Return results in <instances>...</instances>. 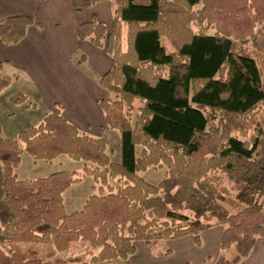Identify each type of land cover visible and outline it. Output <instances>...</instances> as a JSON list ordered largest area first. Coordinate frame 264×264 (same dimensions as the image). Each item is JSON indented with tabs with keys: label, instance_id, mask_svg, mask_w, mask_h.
I'll return each mask as SVG.
<instances>
[{
	"label": "trees",
	"instance_id": "trees-1",
	"mask_svg": "<svg viewBox=\"0 0 264 264\" xmlns=\"http://www.w3.org/2000/svg\"><path fill=\"white\" fill-rule=\"evenodd\" d=\"M105 1L113 4L111 28L92 19L77 37L112 61L99 106L118 132L119 159L59 105L16 138L0 130L9 216L0 264H130L134 242L193 237L199 246L216 225L223 233L213 264H238L264 238V0H69L76 12ZM32 24L27 16L0 21V41L18 43ZM13 79L0 65V93ZM135 99L143 101L137 109ZM23 153L44 162L67 156L84 162L83 172L19 180ZM150 169H164L157 184L146 178ZM85 176L94 192L68 214L63 194ZM75 245L80 255L57 256ZM169 254L166 246L156 255Z\"/></svg>",
	"mask_w": 264,
	"mask_h": 264
},
{
	"label": "crops",
	"instance_id": "crops-1",
	"mask_svg": "<svg viewBox=\"0 0 264 264\" xmlns=\"http://www.w3.org/2000/svg\"><path fill=\"white\" fill-rule=\"evenodd\" d=\"M112 10L113 4L109 1L76 12L69 0H0V21L13 16H27L35 23L27 27L25 36L18 43L6 45L0 41L1 71L14 78L0 93V130L4 137L16 138L21 131L38 124L55 105H59L63 117L80 132L109 140L108 135L112 130L106 127L99 106L100 100L106 96L99 81L111 68L112 61L104 49L94 47L87 40L80 41L77 30L80 24L92 19L110 29ZM125 35L126 26L123 23L122 50L126 48ZM21 96L27 100L16 103ZM117 144L119 149V142ZM24 157H27L28 166H36L38 162L51 165L60 156L51 162H44L35 161L23 153L20 165L15 170L17 178ZM83 181L72 185L63 194L66 213L67 207L71 212L80 210L88 199H83L79 204L77 187ZM93 186L92 182L89 191L93 190ZM1 205L2 201V227L9 216ZM222 233L223 227L219 225L202 232L199 246L193 237L166 241L170 254L164 257L156 255L160 251H152L153 245L137 241L134 242L135 254L130 257L129 263L213 264L219 252ZM263 256L264 238H258L249 255L238 264H250Z\"/></svg>",
	"mask_w": 264,
	"mask_h": 264
},
{
	"label": "rangeland",
	"instance_id": "rangeland-1",
	"mask_svg": "<svg viewBox=\"0 0 264 264\" xmlns=\"http://www.w3.org/2000/svg\"><path fill=\"white\" fill-rule=\"evenodd\" d=\"M126 26V25H125ZM125 41H126V35H125ZM126 44V43H125ZM264 78V77H263ZM133 103L134 109L139 108L142 105L141 99H136ZM130 126V124H128ZM110 129V128H109ZM112 130L111 135H108V144L109 145V152H110V159L112 161H118L119 159V149H118V142H119V136L118 132L116 130ZM109 132V131H108ZM116 134V135H115ZM27 157H24L22 161L21 169L18 172L20 180H30V179H36V178H42L46 177L49 174H52L56 171H77V172H83V166L84 162H75L69 159L67 156H60L57 161H55L53 164L49 165L48 163L45 165V163L38 162L37 165L34 166H28L29 162L25 159ZM44 164V165H43ZM146 178L149 183L151 184H157L164 176V169H150L146 172ZM83 183L77 187L79 189V196H80V202L83 201V199H87L89 195H92L94 190L89 191V186L92 185V182L94 184V181L92 178L85 176ZM114 184V182H112ZM115 185V184H114ZM94 187V186H93ZM91 193V194H90ZM2 167L0 164V203L2 201ZM3 208V205H1ZM72 210H70L69 207H67V213L70 214ZM263 212H264V206H263ZM169 241V240H167ZM166 241H157L152 242L151 245H153L152 251L158 252L161 251L164 247H166ZM83 252L81 248H79L78 245H75L71 247L67 252L63 253H57V256H60L63 260H68V258H74L78 255H80ZM85 260L88 262L89 257H86ZM68 264H81L79 262H69ZM250 264H264V256L256 259L254 262H250Z\"/></svg>",
	"mask_w": 264,
	"mask_h": 264
}]
</instances>
